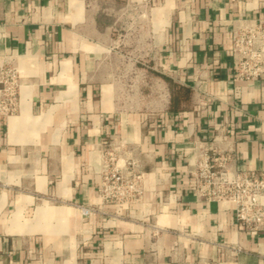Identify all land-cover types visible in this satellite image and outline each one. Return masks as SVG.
Here are the masks:
<instances>
[{
  "label": "crops",
  "instance_id": "1",
  "mask_svg": "<svg viewBox=\"0 0 264 264\" xmlns=\"http://www.w3.org/2000/svg\"><path fill=\"white\" fill-rule=\"evenodd\" d=\"M263 17L264 0H0V64L21 76L0 116V264H264V228L189 175L199 147L264 171V81L231 60L233 24ZM108 151L145 173L138 204L99 198Z\"/></svg>",
  "mask_w": 264,
  "mask_h": 264
},
{
  "label": "built area",
  "instance_id": "2",
  "mask_svg": "<svg viewBox=\"0 0 264 264\" xmlns=\"http://www.w3.org/2000/svg\"><path fill=\"white\" fill-rule=\"evenodd\" d=\"M231 60L236 81H264V17L233 24ZM20 79L18 68L0 64V116L9 117L18 111ZM210 151L199 147L190 162L189 175L196 195L207 202L232 203L242 228L256 234L264 228V171L231 169L229 156ZM146 184L145 173L137 162L119 167L114 152L105 153L98 184L99 198L104 203L114 204L118 210L138 204ZM93 211L82 207L85 218Z\"/></svg>",
  "mask_w": 264,
  "mask_h": 264
},
{
  "label": "trees",
  "instance_id": "3",
  "mask_svg": "<svg viewBox=\"0 0 264 264\" xmlns=\"http://www.w3.org/2000/svg\"><path fill=\"white\" fill-rule=\"evenodd\" d=\"M167 79H168V81H169V83H170V85H171V88H172L173 90L175 89V87H178V85H177L175 82H173L170 78H167ZM180 89L182 90L183 87H181ZM185 90H186V89H185ZM188 93H189V90H186L185 93H178V96H177V98H176V100H175V104L177 105L178 102H179V100H180L182 97H184V96H188ZM183 94H184V96H183Z\"/></svg>",
  "mask_w": 264,
  "mask_h": 264
}]
</instances>
